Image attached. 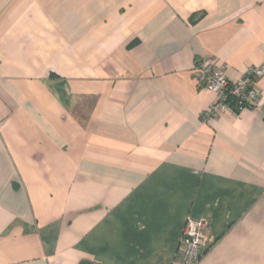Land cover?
Masks as SVG:
<instances>
[{"label": "crops", "instance_id": "crops-1", "mask_svg": "<svg viewBox=\"0 0 264 264\" xmlns=\"http://www.w3.org/2000/svg\"><path fill=\"white\" fill-rule=\"evenodd\" d=\"M264 68V0H0V264H264L261 105L202 118Z\"/></svg>", "mask_w": 264, "mask_h": 264}, {"label": "built area", "instance_id": "built-area-1", "mask_svg": "<svg viewBox=\"0 0 264 264\" xmlns=\"http://www.w3.org/2000/svg\"><path fill=\"white\" fill-rule=\"evenodd\" d=\"M264 74L262 66H250L236 80H230L223 68L209 59H201L195 66V78L201 88L215 93V101L202 114L203 119L223 114L236 116L245 108L261 105L260 91L254 79ZM231 99V101H230ZM205 220L187 216L177 247L179 259L176 264H196L201 258L208 238L203 229Z\"/></svg>", "mask_w": 264, "mask_h": 264}, {"label": "trees", "instance_id": "trees-1", "mask_svg": "<svg viewBox=\"0 0 264 264\" xmlns=\"http://www.w3.org/2000/svg\"><path fill=\"white\" fill-rule=\"evenodd\" d=\"M230 101H231V99H230Z\"/></svg>", "mask_w": 264, "mask_h": 264}]
</instances>
